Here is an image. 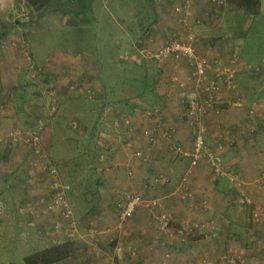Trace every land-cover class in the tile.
<instances>
[{
    "label": "crops",
    "instance_id": "0c3cea01",
    "mask_svg": "<svg viewBox=\"0 0 264 264\" xmlns=\"http://www.w3.org/2000/svg\"><path fill=\"white\" fill-rule=\"evenodd\" d=\"M146 4L142 11H148L146 29L151 34L143 39L148 47L159 48L174 36L186 41L189 35H195L199 57L235 71L236 90L225 88L222 98L226 102L245 98L248 103L241 109L228 108L225 103L206 107L201 122L207 148L221 156L230 175L215 178L206 158L197 166H190L194 134L183 116L179 97L181 84L189 90L193 87L190 61L140 63L137 43L128 48L125 41L132 36H125L129 33L119 19V44L123 49L119 60L124 62L121 59L126 57L129 65L119 69L123 80H113L112 87L105 86L103 81L109 80L99 77V68L90 59L80 62L68 54L48 53L34 24L23 29L10 26V48L3 65L10 73L15 70L17 76L16 82L5 90L28 88L18 83V67L25 55L21 47L27 46L31 67L36 68L41 79L34 98H23V94L22 99L11 97L0 114V131L18 128L38 136L41 155L21 143L0 144V264H19L11 261V254L3 256L13 246L28 249L23 263L27 256L66 241L73 243L72 253L55 264H264L261 40L248 41L246 37L238 45L234 35L227 32L231 25L224 9L212 0H147ZM182 4L188 6L187 10L177 13L176 7ZM183 17L188 18L191 30L183 27ZM139 72L143 73V80ZM216 74L214 71L208 78ZM124 88L132 92L113 94ZM80 92L89 96L93 107L84 110L80 118H72V128L79 126L77 132L98 144L95 163L89 165L96 174L94 182L97 181L89 201L96 203L78 215L88 219L87 227L62 228L65 240L57 242L54 239L59 237V223L39 204L49 196L51 188L40 160L57 161L52 145L55 139L65 136L68 123L50 115L47 105L50 101L55 106L53 110L71 119V102ZM28 106L32 112H28ZM56 164L59 170V162ZM233 173H238L243 182L240 190L231 181ZM185 176L187 188L193 192L191 198L179 191ZM242 194L251 204L241 203ZM130 195L158 199L160 210L172 215L174 228L188 224L194 233L182 240L172 227L161 230L153 219V211L146 207L138 208L132 219L121 222L119 207ZM23 203H27L28 210L21 208ZM255 211L259 212L258 217L254 216ZM117 246L122 247V253Z\"/></svg>",
    "mask_w": 264,
    "mask_h": 264
},
{
    "label": "rangeland",
    "instance_id": "374dc122",
    "mask_svg": "<svg viewBox=\"0 0 264 264\" xmlns=\"http://www.w3.org/2000/svg\"><path fill=\"white\" fill-rule=\"evenodd\" d=\"M67 2L68 0H56L55 3ZM146 3L147 0H95L92 5L85 4L83 12L77 16L68 12L66 8L56 6L55 4L47 7L43 11L37 12L32 7L26 5V0H0V35L7 31L6 36L0 37V114L2 115L3 110L6 109V105L10 104L9 100L12 96L22 99L21 95L23 94V98L27 96L32 98L34 93L38 91V83L41 79L39 77L40 73L34 70L36 68L33 69V67H31V60L29 59L30 54L27 46L21 47L20 49L25 55L23 57L24 62L18 67V71L20 72H18V83L22 87L28 88L26 90L19 88L11 92L10 90H5L6 88L9 89V86L16 82L17 76V74L14 73L15 70L10 73L3 65L6 52L10 48L7 37V34L10 32V26L14 28L20 26L23 29V26L34 24V28L38 29L41 33L39 36L41 39L40 41L44 48L47 47L46 50L48 53L68 54L71 58H75L80 62L85 61V59H90L99 68V77L102 76V79L104 78L106 80L107 78L109 80L106 83L103 81L105 86L109 85L112 87L113 80L121 81L124 79L123 75H121V77L118 75V73H120L119 69L122 71V67L129 65L127 63L128 61L121 59L124 61L121 62L119 60V54H121L123 49L119 44L121 32L118 20L121 19V25L127 29L129 33V35L125 34V36L127 38L128 36H132V39H129L127 42L125 41V44L131 49L133 43H137L136 47L138 48L140 43L145 41L143 38L150 33L149 30L146 29L148 15L146 13L148 11H142V7H146ZM218 7L224 9L225 19L229 21L228 25H231L228 27L227 32L234 35V39H237L235 42L238 45L242 44L243 39L248 37V41H252L253 39L257 41L260 39L261 46H263L264 49V0H261L259 12L256 17L231 6L226 0L224 5H218ZM164 43L165 42H163L161 46ZM138 59L140 63L153 61L143 56H139ZM134 65L135 64L131 63V66ZM137 74L141 77V80H143V73L139 72ZM8 75L13 76L8 77ZM26 83H29V85ZM110 89L112 91V88ZM128 92L132 91H129L128 88H124L123 90L114 91L113 94L122 96V94ZM88 98L89 96L85 94V92H80L79 96L71 102V119H67L68 116L65 117L62 113L58 114V110H53L55 106L52 107L50 101L48 102L49 114L57 115L60 119H66L68 123L65 126V136L55 139L52 145V151L59 162L61 171L60 169L58 170L57 161L46 159L45 162L41 159L43 157H38V159H41L40 162L43 164V169L47 177L49 176L50 178V185L51 176L48 172V165L53 163L57 167L62 184L70 188L67 192V198L72 209L76 212L75 214H77V219H75L78 223L77 226H82L81 229L87 227L86 223L88 219L82 215H78L87 209H92L96 203L95 201H89V197L92 195V186L97 182H94L96 174L89 165L95 163L94 158L97 154L96 148L98 144L96 143L94 145L93 138H89L87 135L77 132L80 131L79 126L76 128L73 127V129L72 123L74 121L72 118H80L84 110L90 109L91 106L93 107L91 102L89 103ZM14 103H17L16 100ZM14 108L20 109L15 106ZM27 108L28 112H32L30 106ZM37 113H39V111H37ZM69 123H71V127ZM79 125H81V123H79ZM10 129L13 128H9L8 130ZM67 134L71 136L70 139ZM24 140L27 139H23L20 142H9L12 144L21 143V145L29 146L34 152L33 146L29 142L30 140ZM53 194L54 192L50 188V192H48L49 196L45 197L46 199L40 201L39 204H41L40 208L43 210L46 209L48 213L50 212L54 215V218L59 223L57 227L59 237L54 240L61 242L64 241L66 237L62 235V228L67 229V227L70 228V226L65 219L58 217L49 210ZM94 198L95 197H93V199ZM21 208L26 211L29 207L27 203H23L21 204ZM6 237L8 238L11 236ZM47 243L49 244L51 242L47 241ZM27 252L29 251L26 248H16V246H13V248L6 250L3 256L11 254V261L20 264L22 263V257Z\"/></svg>",
    "mask_w": 264,
    "mask_h": 264
},
{
    "label": "built area",
    "instance_id": "2783aa9c",
    "mask_svg": "<svg viewBox=\"0 0 264 264\" xmlns=\"http://www.w3.org/2000/svg\"><path fill=\"white\" fill-rule=\"evenodd\" d=\"M212 2L216 5L225 4V0H212ZM186 7L188 8V6ZM186 7L183 4L179 5L176 7L175 11L177 13H182L184 10H187ZM181 22L184 28L191 30V25L187 17H183ZM151 42L153 41L151 40ZM137 54L159 63H165L169 60L180 61L184 59L190 61L192 71L189 79L193 86L192 90L187 89L185 84H181L179 90V97L184 106L183 116L190 123L194 134L193 150L189 154L190 166L195 167L203 158H206L208 165L212 168L215 178L218 179L230 175L221 156L207 148L205 137L201 130V122L204 115L207 113L205 111L206 107L220 106L225 103L228 108L241 109L248 103L245 98H238L232 102H226L222 98V92L225 88L231 91L236 90L234 69L228 68L223 64L214 65L208 59L199 57L195 44V35H189L186 41L174 36L173 39L168 40L162 46L155 49L148 47L147 42L142 41L137 48ZM124 59L127 60L126 57H124ZM134 59L136 60V58ZM214 71L217 74L208 78ZM23 139H27V141L30 140L29 142L33 146L34 152L37 155H41V138L38 136L18 128L0 132V144H3L5 141L20 142ZM138 155L142 156L141 153ZM48 172L51 176V189L54 192L49 210L58 217L65 219L70 228L75 230L78 227V223L67 198V192L70 188L60 181L55 164L50 163L48 165ZM231 181L234 183L236 189H242L243 182L239 178L238 173L231 174ZM179 191H181L186 198H191L193 195V192L187 188L186 176L182 179ZM242 196L241 203L243 205L251 204L249 198L245 197L243 194ZM140 207H146L153 211V219L161 230L168 231L171 227L174 228L172 215L160 210V201L158 199H147L142 195L127 196L126 202L119 207V220L125 222L132 219L137 209ZM254 216L258 217L259 212L255 211ZM174 229L175 233L179 235L182 240H186L187 237L194 233V229L188 224L180 225ZM117 251L122 253V247L117 246Z\"/></svg>",
    "mask_w": 264,
    "mask_h": 264
},
{
    "label": "trees",
    "instance_id": "16d2710c",
    "mask_svg": "<svg viewBox=\"0 0 264 264\" xmlns=\"http://www.w3.org/2000/svg\"><path fill=\"white\" fill-rule=\"evenodd\" d=\"M56 0H26V5L32 7L35 11H43L47 7L55 4L66 8L71 14L79 16L85 7V4H92L94 0H68L67 3H55ZM226 2L245 13L256 17L259 12L261 0H226ZM60 7V8H61ZM6 32L2 33L0 37L6 36ZM21 86V85H20ZM22 87V86H21ZM73 250V243L66 241L58 245L50 246L42 251L36 252L24 258L22 264H55L70 257ZM15 264V263H11Z\"/></svg>",
    "mask_w": 264,
    "mask_h": 264
}]
</instances>
